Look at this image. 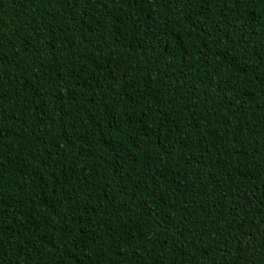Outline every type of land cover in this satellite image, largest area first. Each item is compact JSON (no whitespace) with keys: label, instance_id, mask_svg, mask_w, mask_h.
Here are the masks:
<instances>
[{"label":"trees","instance_id":"1","mask_svg":"<svg viewBox=\"0 0 264 264\" xmlns=\"http://www.w3.org/2000/svg\"><path fill=\"white\" fill-rule=\"evenodd\" d=\"M0 264H264V0H0Z\"/></svg>","mask_w":264,"mask_h":264}]
</instances>
